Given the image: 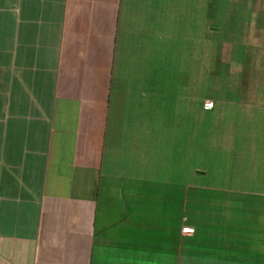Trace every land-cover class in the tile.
Here are the masks:
<instances>
[{
  "label": "crops",
  "instance_id": "1",
  "mask_svg": "<svg viewBox=\"0 0 264 264\" xmlns=\"http://www.w3.org/2000/svg\"><path fill=\"white\" fill-rule=\"evenodd\" d=\"M0 264H264V0H0Z\"/></svg>",
  "mask_w": 264,
  "mask_h": 264
},
{
  "label": "built area",
  "instance_id": "2",
  "mask_svg": "<svg viewBox=\"0 0 264 264\" xmlns=\"http://www.w3.org/2000/svg\"><path fill=\"white\" fill-rule=\"evenodd\" d=\"M211 106H212L211 102H205V103L203 104V109H204V110H208V109L211 108ZM180 232H181L182 234H187V235H189V234H191V233L193 232V230H192L190 227L183 226V227L181 228Z\"/></svg>",
  "mask_w": 264,
  "mask_h": 264
}]
</instances>
